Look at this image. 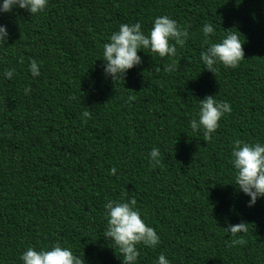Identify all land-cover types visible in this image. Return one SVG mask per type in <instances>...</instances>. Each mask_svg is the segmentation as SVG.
<instances>
[{"label":"trees","instance_id":"trees-1","mask_svg":"<svg viewBox=\"0 0 264 264\" xmlns=\"http://www.w3.org/2000/svg\"><path fill=\"white\" fill-rule=\"evenodd\" d=\"M159 15L190 34L176 70L155 73L167 61L139 53L143 63L124 81L105 79L99 59L108 36L121 23L147 31ZM208 22L216 38L241 33L245 59L236 69L204 71L200 29ZM0 23L10 32L0 45V264H20L28 245L53 242L86 264H120L102 237L103 205L120 198H135L160 236L156 249H141L139 264L161 252L171 264H264V199L247 207L229 164L233 141L264 140V0H49L45 14L15 10ZM31 60L39 77L28 72ZM9 69L12 80L3 76ZM208 95L232 112L206 142L188 122L195 99ZM225 220L248 224L246 245L229 246Z\"/></svg>","mask_w":264,"mask_h":264},{"label":"clouds","instance_id":"clouds-1","mask_svg":"<svg viewBox=\"0 0 264 264\" xmlns=\"http://www.w3.org/2000/svg\"><path fill=\"white\" fill-rule=\"evenodd\" d=\"M49 7V0H0V15H7L15 10H23L31 17L45 14ZM151 28L144 30L140 22L121 23L118 30L113 31L102 45L101 65L103 77L113 83L124 81L128 72L143 63L139 53H148L161 61L163 65L155 64L153 71L171 73L176 70L174 57L178 47L182 48L189 40V31L185 26L168 15L156 16L151 21ZM202 46L199 53V62L204 71L215 75L220 67L236 69L245 59L244 42L241 40L239 30H225L216 38L214 23H204L200 29ZM10 32L6 24L0 23V45H7ZM28 72L35 78L40 76V66L35 60L28 64ZM14 69L5 70L3 76L12 80ZM30 89H25V93ZM195 99V98H194ZM197 101L195 116L189 120L191 131L201 134L204 141L213 138L222 119L231 114L232 107L227 101H220L216 96L208 95ZM82 118L90 116L85 110ZM149 163L153 167L161 164V152L153 147L148 153ZM229 164L232 168L234 188L248 197L247 207H254L257 202L264 199V140L233 141L229 154ZM117 169L110 170L116 175ZM104 229L102 237L107 246L111 248L120 264H139L141 249H156L160 243L158 231L147 222L137 206L135 198L108 199L103 205ZM226 227L222 228L231 237L230 247L246 245L248 224L241 221L233 224L225 220ZM117 252L119 255H117ZM20 264H86L81 255L71 247L53 242L44 246L28 245L19 255ZM153 264H171L167 256L161 252Z\"/></svg>","mask_w":264,"mask_h":264}]
</instances>
